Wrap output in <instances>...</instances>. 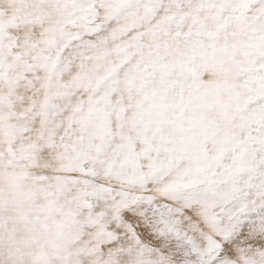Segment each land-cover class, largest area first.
I'll use <instances>...</instances> for the list:
<instances>
[{
	"label": "snow or ice",
	"instance_id": "1",
	"mask_svg": "<svg viewBox=\"0 0 264 264\" xmlns=\"http://www.w3.org/2000/svg\"><path fill=\"white\" fill-rule=\"evenodd\" d=\"M0 264H264V0H0Z\"/></svg>",
	"mask_w": 264,
	"mask_h": 264
}]
</instances>
